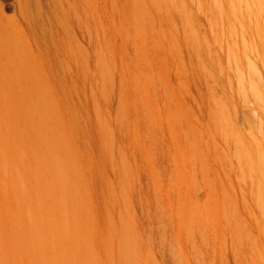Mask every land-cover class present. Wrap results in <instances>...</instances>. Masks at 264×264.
<instances>
[{"label": "rangeland", "instance_id": "rangeland-1", "mask_svg": "<svg viewBox=\"0 0 264 264\" xmlns=\"http://www.w3.org/2000/svg\"><path fill=\"white\" fill-rule=\"evenodd\" d=\"M0 264H264V0H0Z\"/></svg>", "mask_w": 264, "mask_h": 264}, {"label": "bare ground", "instance_id": "bare-ground-1", "mask_svg": "<svg viewBox=\"0 0 264 264\" xmlns=\"http://www.w3.org/2000/svg\"><path fill=\"white\" fill-rule=\"evenodd\" d=\"M259 183H260V182H259ZM260 185H261V184H260ZM260 187H261V186H260ZM262 189H263V187H262ZM262 189H261V190H262Z\"/></svg>", "mask_w": 264, "mask_h": 264}]
</instances>
